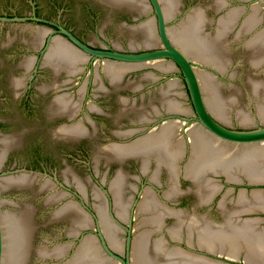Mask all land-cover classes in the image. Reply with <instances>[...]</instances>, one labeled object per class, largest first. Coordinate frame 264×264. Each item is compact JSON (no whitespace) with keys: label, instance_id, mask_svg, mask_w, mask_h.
I'll use <instances>...</instances> for the list:
<instances>
[{"label":"water","instance_id":"95a60500","mask_svg":"<svg viewBox=\"0 0 264 264\" xmlns=\"http://www.w3.org/2000/svg\"><path fill=\"white\" fill-rule=\"evenodd\" d=\"M15 2H39V3H112V2H127V1H142V0H1Z\"/></svg>","mask_w":264,"mask_h":264}]
</instances>
